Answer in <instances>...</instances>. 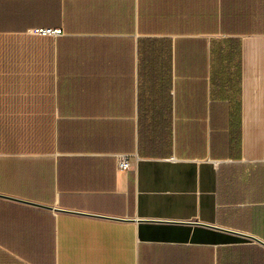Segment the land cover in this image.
I'll return each instance as SVG.
<instances>
[{"label":"crops","instance_id":"crops-1","mask_svg":"<svg viewBox=\"0 0 264 264\" xmlns=\"http://www.w3.org/2000/svg\"><path fill=\"white\" fill-rule=\"evenodd\" d=\"M0 264H264V0H0Z\"/></svg>","mask_w":264,"mask_h":264},{"label":"built area","instance_id":"built-area-1","mask_svg":"<svg viewBox=\"0 0 264 264\" xmlns=\"http://www.w3.org/2000/svg\"><path fill=\"white\" fill-rule=\"evenodd\" d=\"M30 32L34 35L39 36H57L60 35L61 30H55L51 28H33ZM117 166L118 169L124 171L130 169V160L126 155H118L117 157Z\"/></svg>","mask_w":264,"mask_h":264}]
</instances>
